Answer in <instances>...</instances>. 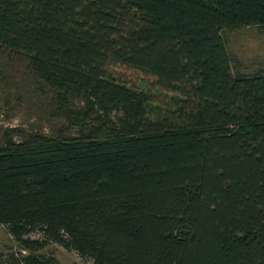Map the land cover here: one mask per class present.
<instances>
[{"label":"trees","instance_id":"trees-1","mask_svg":"<svg viewBox=\"0 0 264 264\" xmlns=\"http://www.w3.org/2000/svg\"><path fill=\"white\" fill-rule=\"evenodd\" d=\"M247 25L264 0H0V67L23 63L77 130L5 129L20 249L0 264H61L54 242L95 264H264V68L233 70L222 34ZM113 64L156 75L168 106Z\"/></svg>","mask_w":264,"mask_h":264},{"label":"rangeland","instance_id":"rangeland-1","mask_svg":"<svg viewBox=\"0 0 264 264\" xmlns=\"http://www.w3.org/2000/svg\"><path fill=\"white\" fill-rule=\"evenodd\" d=\"M222 34L233 59V70L251 73L264 68V27L225 28ZM4 59L5 63L0 67V140L7 128L21 129L15 135L17 139L31 132L60 138L76 136L77 130L66 124L61 110L51 102V92L45 85L32 78L23 63L7 57ZM111 70L122 81L155 92L156 101L163 107L170 103L171 93L159 88L156 75L125 64H113ZM19 249L18 242L7 227L0 224V253L8 256L11 251ZM39 252L54 254L61 264H95L91 257H84L77 250L55 242Z\"/></svg>","mask_w":264,"mask_h":264}]
</instances>
